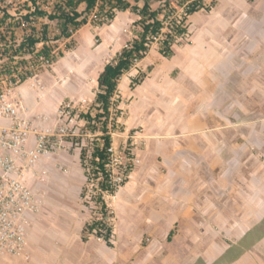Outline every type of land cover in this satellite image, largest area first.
Listing matches in <instances>:
<instances>
[{"label":"crops","instance_id":"0c3cea01","mask_svg":"<svg viewBox=\"0 0 264 264\" xmlns=\"http://www.w3.org/2000/svg\"><path fill=\"white\" fill-rule=\"evenodd\" d=\"M219 3L212 8L217 15L197 27L201 45L189 35V42L173 46L169 58L152 47L120 78L117 122L125 134L123 145L130 142L138 162L127 181L106 197L113 211L112 245L94 234L83 239L87 222L76 221L75 206L62 200L66 185L58 186L74 162L66 161L67 169L60 170L66 156L59 148L25 169L38 207L30 216L24 255L0 257V264H264V26L255 47L250 44L245 52L247 67L241 70L234 22L240 10L231 2L221 11ZM252 9L244 8L248 23L257 15ZM232 18L236 32H219L221 20L226 24ZM105 25L119 31L110 41L100 35L101 26H83L91 32L89 51L97 59L89 67L76 54L82 27L70 37L74 46L51 68L16 88L23 118L38 129L54 127L64 102L93 104L111 45L115 42V54L123 47L121 25ZM95 35L101 44L94 43ZM139 71L147 76L132 86ZM72 73L81 87L73 91L65 89ZM45 74L52 79L50 98L45 97ZM5 123L0 119V126ZM79 171L73 174L80 178L81 192L86 177ZM50 188L58 200L50 197Z\"/></svg>","mask_w":264,"mask_h":264},{"label":"built area","instance_id":"2783aa9c","mask_svg":"<svg viewBox=\"0 0 264 264\" xmlns=\"http://www.w3.org/2000/svg\"><path fill=\"white\" fill-rule=\"evenodd\" d=\"M53 1L50 0L51 5ZM44 8V0H0V119L6 121L0 126V257H20L25 253L28 223L38 207L35 192L25 181V169L34 167L42 156L59 149L65 137H71L73 142L74 138L82 136L75 128L78 120L87 123L76 113L79 108L87 107L85 100L64 102L54 127L38 129L30 119L20 115L16 88L22 82L36 81L38 74L51 68L60 55L61 43L55 45L60 38L48 35L44 39V25H47L44 19L47 18L38 14ZM33 38L37 42L31 44ZM63 39L62 43L66 44L70 37ZM45 45L50 48L48 52L44 51ZM117 118L112 109V119L118 126ZM94 136H98L97 133ZM108 152L107 181L111 186L120 187L138 159L129 141L120 148L112 143ZM89 155L87 171L93 178L86 197L91 200L103 176L100 171L91 172Z\"/></svg>","mask_w":264,"mask_h":264},{"label":"trees","instance_id":"16d2710c","mask_svg":"<svg viewBox=\"0 0 264 264\" xmlns=\"http://www.w3.org/2000/svg\"><path fill=\"white\" fill-rule=\"evenodd\" d=\"M44 2L49 6L45 5V8L38 11V14L49 20L58 21L60 25L58 38L71 37L88 23L95 26L110 24L117 12L130 11L137 17L133 23L138 28L136 35L104 66L98 76V91L92 107L79 115L86 120L93 133H100L92 140L87 139L85 144L80 146V164L87 177L81 197L85 196L92 177L86 165L89 153L91 172L100 171L103 176L99 181V187L94 189L95 193L91 197L99 213L85 224L83 239L85 240L89 234H94L112 245L113 212L106 197L113 195L119 187L108 183L106 164L109 161L108 148L113 143L111 132L117 129L115 117L113 116L114 119H112V109H115L117 116L120 114V110L116 108L120 78L136 67L155 44L162 56L171 57L174 54L173 46L177 40L188 33L189 17L200 10L209 12L216 6L217 0H212L210 3H206L205 0H54L52 5H50V0H44ZM155 3H157L156 7H154ZM93 14L96 17H91ZM43 32L46 40L48 38L47 25H44ZM30 42L34 44L37 40L33 38ZM49 50L50 48L45 45L44 51ZM60 56H63V53H60ZM148 70L150 71L151 67ZM146 76V71H139L138 75L132 78L131 85L141 83ZM73 142L81 145V138H74ZM96 177L97 175L94 176ZM126 181L127 179L122 185Z\"/></svg>","mask_w":264,"mask_h":264},{"label":"rangeland","instance_id":"374dc122","mask_svg":"<svg viewBox=\"0 0 264 264\" xmlns=\"http://www.w3.org/2000/svg\"><path fill=\"white\" fill-rule=\"evenodd\" d=\"M206 3H210L212 0H205ZM220 1L218 7L221 9H228L231 5V2H235L236 3V7H238V9L240 11L237 12L236 15V21H234L235 23H237V28H238V33L236 34L237 36V40H239L240 45H238L235 48V55H236V64L237 67H240L241 70H244V68L247 67V65L243 64V56L245 55V52L248 53L249 51V46L250 44L254 46L255 43V38L260 39L261 38V30L262 27L264 26L263 23L260 21L259 18V10L261 9L262 5L260 3V0H258L257 2L253 3V4H249L248 0H218ZM44 5L49 6V4H47L46 2H44ZM51 5V4H50ZM157 6V3L154 4V7ZM248 6H252V14H256L255 20H253L252 22H246L243 13L245 12L244 8L246 9ZM215 8V7H214ZM216 10L218 9H211V11L207 12L205 10H200L196 13H194L193 15H191L187 21L188 24V30L190 29L191 33L186 34L185 37L183 38H179L176 42V45H182L185 44L187 42L190 41V36L192 38V42H199V45H201L202 41L200 40L201 36L197 33V27L202 24V21H205L207 19H211L213 16L217 15ZM136 16L131 13L130 11H124V12H117L116 16L114 18V20L111 22V24L116 25V24H120L123 31H120L123 33L122 36V42L121 45L124 46L133 36L136 35L138 28L136 26H134V21L136 20ZM47 19H44V23L46 22V24L48 25L49 29H48V35L50 37L54 36V38L58 37L59 33H60V25L58 23V21L53 20L52 22H47ZM208 21V20H207ZM214 23V22H213ZM92 25V24H90ZM219 25L222 26L221 29H219V32H223L226 33L227 35H232L235 31L234 25H233V18L228 20L226 22V24L221 20V23H219ZM95 26V25H92ZM99 32L100 35L102 36V38L105 41H110L111 38L115 37V35L119 32L117 31H113L111 30V28L108 25H104L99 27ZM236 32V31H235ZM100 35H95L94 36V43L96 44H101L102 42V38ZM91 36V32L88 28H82L80 29L77 33H76V39L78 40V51L76 54H78V57H82L85 66H90L91 63L94 61H97V59L94 57V53H92L91 51H89L90 45H89V37ZM240 36V37H238ZM58 43L55 45H59L61 43V47H60V53L65 54L70 46V48H72L75 44V40L70 39L68 42H66V44L62 43L64 41L63 38L58 39ZM251 41V43L249 42ZM115 43V42H114ZM112 44L110 49V53L114 50V45ZM66 45V46H65ZM248 45V46H247ZM156 47V44L153 46ZM258 50V49H257ZM102 53V52H101ZM108 55L109 60L115 55V52L111 53ZM75 54V55H76ZM99 56L101 57L102 54H100L98 52ZM75 55H71L70 58L73 59L75 57ZM60 57V55H59ZM58 57V58H59ZM148 58H150L148 56ZM147 61H149L147 59ZM78 73V72H77ZM77 73H72L70 75H68V78L65 82H67V85L65 86V89L69 88L70 90H76V88L80 89V77L77 75ZM46 75V74H45ZM43 85H44V89H45V97L50 98V96L52 95V93L49 90V84L52 83V79H50V76H43ZM84 80V79H83ZM92 103L87 104V107L84 108H79V110L76 111L77 114L81 113V112H87L91 107H92ZM81 118V117H80ZM83 119V118H81ZM75 128L77 133H79V135L81 138L82 142H86L87 139L92 140L95 136V134L97 133V135H99V132H94L90 129V127L87 125V123H83V121L78 120L75 124ZM121 131V124H119L117 126V129L113 132L115 133L113 136V145L116 148H119L120 145L124 143V138H125V134L120 132ZM77 137V136H76ZM79 138V137H77ZM64 144L60 145L59 148L60 150H63V154H65V158L62 160L63 163L60 166L61 168H59L62 171H65L66 168V161L68 163L69 160L71 161V159L73 160V164L72 166L68 167V175L67 176H63L61 175L59 178L60 183L58 184V186L60 187V189L64 188L63 184L66 185L65 189L63 190L65 197L62 198V200H64L65 203H69L68 205L70 206H75V211H77V213H75V216L79 217L77 218L76 221H80L82 219H85L86 222L90 221L94 216L98 215V208L96 205H94V203L89 199V197H86V194L88 191L85 192V196L81 197V192L79 189L80 183L81 181L79 180L80 178L78 177V179L76 180V175L73 174V172L75 171V174H77V176H79V170H81L82 166L80 164V160H79V153H80V146L79 144H74V142H72L71 137H65L64 138ZM122 147V146H121ZM72 167V169H71ZM76 167V169H75ZM83 169V168H82ZM68 184H66V182ZM62 182H64L62 184ZM85 185V184H84ZM53 188H50V197H52V199L58 200L55 195L56 193L52 190ZM72 210V209H71ZM62 218V217H61ZM73 225V223H71Z\"/></svg>","mask_w":264,"mask_h":264}]
</instances>
